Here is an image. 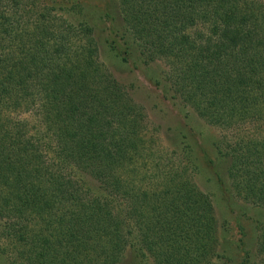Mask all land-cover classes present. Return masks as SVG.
<instances>
[{
    "label": "trees",
    "instance_id": "trees-1",
    "mask_svg": "<svg viewBox=\"0 0 264 264\" xmlns=\"http://www.w3.org/2000/svg\"><path fill=\"white\" fill-rule=\"evenodd\" d=\"M31 1L0 0V219L19 243L16 264H93L79 253L97 248L100 264H113L123 209L112 215L108 204L85 202V182L71 179L87 173L112 193L129 194L112 172L126 146L138 144L139 124L98 64L100 45L123 60L176 59L174 91L226 131L255 107L264 114V13L247 0H113L110 13L93 17V7L74 0L68 21L49 18L44 7L32 13ZM193 20L201 27L184 31ZM18 112L35 113L41 136L29 134ZM257 142L225 134L213 145L229 162L217 174L222 183L264 207V143ZM173 188L175 196H160L165 202L154 206L153 220L139 224L136 250H156L158 264H197L216 240V219L207 196L184 180ZM138 206L128 214L142 216ZM241 264L261 262L247 252Z\"/></svg>",
    "mask_w": 264,
    "mask_h": 264
},
{
    "label": "rangeland",
    "instance_id": "rangeland-1",
    "mask_svg": "<svg viewBox=\"0 0 264 264\" xmlns=\"http://www.w3.org/2000/svg\"><path fill=\"white\" fill-rule=\"evenodd\" d=\"M77 1L84 5L86 10L87 6L93 7V17L97 10L103 14L110 13L115 5L113 0ZM247 1L258 14L264 13V0ZM251 1L253 4H250ZM73 2L74 0H32L30 3L37 6L32 9L34 14L38 13V7H44L46 12L50 13L49 18L58 16L71 21L75 18L71 10ZM258 26H263L262 19ZM199 27L200 23L193 20L191 24H187L184 31L193 33V30ZM202 30L205 31L206 27ZM177 45L190 50L186 43L178 42ZM98 53V64L116 80V88L119 89L118 93L122 94L124 105L132 109L131 114L139 124L138 144L135 148L126 146L127 154L120 162L122 165L112 172L122 179L124 190L129 194L126 197L127 194L124 195L122 190L112 193L110 187L101 185L99 180L87 173H73L71 179H77L78 184L85 182L82 184L85 202L89 203L95 198L101 204H108L112 215L120 212L121 207L123 209L124 214L117 218L119 228L116 231L119 236L122 234L124 239L116 249L118 258L113 264H158L161 257L156 250H136L140 246L137 239L139 224L153 220L154 206L165 202L160 198L162 193L168 191V197L176 195L175 190L169 189H174L173 185L178 180L186 181L190 187L207 196L212 215L216 219V240L210 251L198 258L197 264H241L247 252L251 258L255 255L256 259L264 264V207L255 206L250 199L243 198L241 194L237 195L236 190H230L229 180L225 179L222 183L217 174L226 171L229 162L216 153L213 145L225 134L230 141L251 139L257 144V141L264 143L263 112L256 111L255 107L253 114L245 115L239 123L224 131V128L208 122L199 114L196 102L183 99L174 91L175 62L178 61L173 57L161 56L148 63L135 57L123 60L122 54L104 44L100 45ZM186 65L187 63H184V67ZM182 66L181 63V68ZM34 114L18 112L16 117L28 121L29 134L41 136V130H36L40 124ZM85 187L90 188L87 190ZM108 192L112 195H108L105 200ZM135 195H139L138 199L133 197ZM145 195L146 199L143 200ZM157 200L161 201L156 202ZM135 204L140 205L138 210L142 216L139 213L128 214L129 208ZM65 207L68 209L69 204ZM5 220L0 219V264H16L14 261L21 259L20 246L12 236L7 235ZM151 231L154 233L155 229ZM76 253L73 252L72 255ZM79 254L89 263L100 264L104 253L97 248ZM162 261L163 257L160 262Z\"/></svg>",
    "mask_w": 264,
    "mask_h": 264
}]
</instances>
